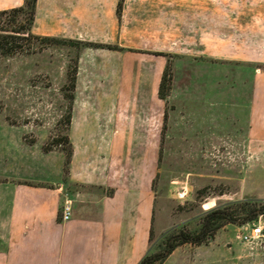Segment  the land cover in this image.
<instances>
[{"label": "crops", "instance_id": "crops-1", "mask_svg": "<svg viewBox=\"0 0 264 264\" xmlns=\"http://www.w3.org/2000/svg\"><path fill=\"white\" fill-rule=\"evenodd\" d=\"M22 4L0 0V11ZM30 32L113 49L76 52L65 172L62 151L27 143L32 129L0 113V264H138L148 253L157 129L108 111H159L166 57L186 52L199 66L182 90L190 133L198 121L200 136L222 135L231 119L247 147H264V0H36ZM225 79L237 98L229 116ZM254 177L247 195H264ZM200 246H177L162 264H196Z\"/></svg>", "mask_w": 264, "mask_h": 264}, {"label": "rangeland", "instance_id": "rangeland-1", "mask_svg": "<svg viewBox=\"0 0 264 264\" xmlns=\"http://www.w3.org/2000/svg\"><path fill=\"white\" fill-rule=\"evenodd\" d=\"M33 47L28 54L0 58V113L7 123L32 129L25 141L39 136L51 151L57 149L64 154L62 139L73 104L68 75L75 67L79 45L34 43ZM185 54L181 51L175 57H166L171 80L159 111H108L116 115L113 118L135 120L153 133L157 129L158 172L153 180L156 203L148 237L149 254H161L180 231L197 232L200 219L213 208L247 202L264 205L263 194L246 193L248 175L255 176V188L264 187L263 146L247 147L231 119L224 121L222 135L215 136L209 127L206 138L200 136L204 128L198 121L192 123L189 132L188 117L182 111V90L189 72L198 71L199 66L184 61ZM207 69L213 73V66ZM225 82L224 112L229 116L237 98L230 89L233 80ZM179 188L184 192L181 198L177 197ZM238 217L217 230L210 244L197 249L196 264H264V238L255 246L239 242L237 226L243 215ZM258 217L264 219V214Z\"/></svg>", "mask_w": 264, "mask_h": 264}, {"label": "trees", "instance_id": "trees-1", "mask_svg": "<svg viewBox=\"0 0 264 264\" xmlns=\"http://www.w3.org/2000/svg\"><path fill=\"white\" fill-rule=\"evenodd\" d=\"M35 1L36 0H23V4L20 7L0 11V58H7L20 53L28 54L34 50V43L59 44L66 42L79 46L84 45L100 49H113V47L108 45L92 43L81 44L74 41H64L52 37H40L33 35L30 32V29L34 20ZM119 7L120 6L118 4L116 9L117 15H119ZM74 74L75 67L73 68L70 76L68 75L71 92L74 88ZM170 80L171 76L169 64L166 63L160 77L157 91V96L160 100H163L166 97L169 90ZM69 100L72 103V95H70ZM69 120L70 113L68 112L66 117L67 125L69 124ZM62 141L66 145V151L64 153L65 172V167L70 156V145L66 136L63 137ZM26 142L32 143L33 141ZM41 150L44 153L51 151L46 144L42 145ZM239 214L243 215L240 219L243 223L252 221L256 219L258 215L264 214V205H257L255 202H247L243 204L237 203L234 207L222 205L220 207L213 208L200 219L199 229L197 232H178L175 236L171 237L173 243H171V245H169V247H167V249H165L161 254L146 253L138 264H162L170 252L175 247L182 244H189L191 246L206 245L213 240L217 230L223 228L227 224L234 223L237 218H240L238 217ZM242 222L238 224H241Z\"/></svg>", "mask_w": 264, "mask_h": 264}, {"label": "built area", "instance_id": "built-area-1", "mask_svg": "<svg viewBox=\"0 0 264 264\" xmlns=\"http://www.w3.org/2000/svg\"><path fill=\"white\" fill-rule=\"evenodd\" d=\"M183 188H179L177 193V197L181 198L184 196V192H181ZM70 216V207L68 203H65L64 206L61 207L60 210V220L66 221ZM239 233L237 235V239L239 242L243 244H247L249 246L257 245L261 239L264 238V219L258 217L252 221H247L241 223L237 226Z\"/></svg>", "mask_w": 264, "mask_h": 264}]
</instances>
